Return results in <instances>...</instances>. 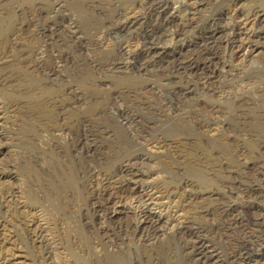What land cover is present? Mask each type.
Segmentation results:
<instances>
[{"label": "rangeland", "instance_id": "1", "mask_svg": "<svg viewBox=\"0 0 264 264\" xmlns=\"http://www.w3.org/2000/svg\"><path fill=\"white\" fill-rule=\"evenodd\" d=\"M261 18L264 0H0V264H264ZM147 203L157 237L110 219Z\"/></svg>", "mask_w": 264, "mask_h": 264}, {"label": "bare ground", "instance_id": "2", "mask_svg": "<svg viewBox=\"0 0 264 264\" xmlns=\"http://www.w3.org/2000/svg\"><path fill=\"white\" fill-rule=\"evenodd\" d=\"M155 1V0H154ZM166 2V1H165ZM164 2V3H165ZM168 2V1H167ZM203 3V2H202ZM150 5H152V4H150ZM165 5V4H164ZM161 6V5H160ZM151 7V6H150ZM164 8V7H163ZM163 8H162V10H163ZM157 10V9H156ZM166 10V9H165ZM160 12H161V10H160ZM165 12V11H164ZM157 13H159V11L157 12ZM188 15V14H187ZM257 17V16H256ZM262 19V18H261ZM262 21L264 22V19H262ZM260 22V21H259ZM261 24V23H260ZM263 24V23H262ZM262 27H263V25H262ZM261 27V28H262ZM260 28V29H261ZM175 30V29H174ZM220 30V29H219ZM257 30V29H256ZM263 30V29H262ZM261 30V31H262ZM182 31H184V30H181V32ZM217 31H218V29H217ZM223 31V30H222ZM179 32H180V30H179ZM180 32V33H181ZM215 32V31H214ZM213 32V33H214ZM238 32V31H237ZM258 32V31H257ZM257 32H256V34H257ZM177 33H178V30H177ZM183 33V32H182ZM224 33L225 32H223V35H224ZM252 33V32H251ZM212 34V33H211ZM227 34V33H226ZM233 34V33H232ZM235 34V33H234ZM255 34V33H254ZM255 34V35H256ZM228 36H229V33L227 34ZM231 35V34H230ZM240 35V34H239ZM173 36V35H172ZM247 36V35H246ZM260 36H261V34H260ZM211 37H213L214 38V36H211ZM243 37V36H242ZM179 38V37H178ZM220 38V37H219ZM218 38V39H219ZM223 38V37H222ZM225 38V37H224ZM239 37H237V39H238ZM256 38V37H255ZM259 38V37H258ZM154 39V38H153ZM217 39V38H216ZM236 39V40H237ZM213 40V39H212ZM232 40H233V38H232ZM231 40V41H232ZM252 40V39H251ZM218 41H220V40H218ZM229 41V40H228ZM249 41V40H248ZM255 41H257V40H255ZM213 42V41H212ZM217 42V41H216ZM233 42H234V40H233ZM253 42V41H252ZM215 43V42H214ZM218 43V42H217ZM216 43V44H217ZM228 43L229 42H227V45H228ZM223 44V43H222ZM237 45V44H236ZM240 45V44H239ZM248 45V44H247ZM250 45V44H249ZM253 44H251V46H252ZM231 46V45H230ZM243 46H245V45H243ZM242 46V47H243ZM257 46V45H256ZM157 47V46H156ZM183 47V46H182ZM238 47L239 46H237V50H238ZM149 48V47H148ZM158 48V47H157ZM225 48H226V46H225ZM232 48V47H231ZM241 48V47H240ZM248 49H249V46L247 47ZM246 48V49H247ZM145 49V48H144ZM152 49V48H151ZM150 49V50H151ZM247 49V50H248ZM254 49V48H253ZM153 50V49H152ZM180 50V49H179ZM184 49H182V51H183ZM228 50V49H227ZM230 50V49H229ZM234 50V49H233ZM232 50V51H233ZM244 50V49H243ZM141 51V50H140ZM146 51V50H145ZM249 51V50H248ZM151 52V51H150ZM156 52V51H155ZM154 52V53H155ZM162 52V51H161ZM166 52H168V51H166ZM251 52V51H250ZM181 53V52H180ZM179 53V54H180ZM184 53V52H183ZM239 53H241V52H239ZM243 53V52H242ZM156 54V53H155ZM246 55H247V51H246V53H245ZM235 56V55H234ZM244 56V55H243ZM175 59H176V57H175ZM177 59H178V57H177ZM133 61V60H132ZM176 61V60H175ZM180 62V61H179ZM134 64V63H133ZM178 64V63H177ZM182 66V65H181ZM188 66V65H187ZM192 66V65H191ZM195 66V65H194ZM198 68V67H197ZM196 68V69H197ZM209 76V75H208ZM201 80V79H200ZM207 80V79H206ZM205 80V81H206ZM168 107V106H167ZM131 118V117H130ZM127 120V119H126ZM131 121V120H130ZM133 122V121H132ZM136 130H138L137 128H136ZM141 131V130H140ZM138 134H139V132L138 131H136ZM143 134V133H142ZM142 134H141V136H142ZM140 136V135H139ZM85 140V139H84ZM83 140V141H84ZM88 142V141H87ZM81 144H82V142H81ZM85 144H86V142H85ZM87 145V144H86ZM85 145V146H86ZM82 147V146H81ZM89 148V147H88ZM81 149V148H80ZM86 153H88V152H86ZM85 154V153H84ZM91 163V162H90ZM143 162L141 161H134L130 166H129V168H126L125 170H124V172H125V174H124V179H121V181H119V183H118V186H119V188H120V190H123V191H125L126 193H131V194H133V192L130 190V185H131V182H136V180H134V179H138V177L140 176V173H141V164H142ZM127 167V166H126ZM125 168V167H124ZM123 170V169H122ZM142 174V173H141ZM127 177H129V178H127ZM121 178V177H120ZM69 180V179H68ZM68 182V181H67ZM91 185V184H90ZM73 186V185H72ZM132 186V185H131ZM118 188V187H117ZM123 191H121V193L123 192ZM134 191V190H133ZM124 192V193H125ZM252 192V191H251ZM99 195V194H98ZM127 195V194H126ZM250 195L251 194H249V197H250ZM140 198V197H139ZM131 199V198H130ZM151 200V199H150ZM153 200H154V198H153ZM97 201H98V199H97ZM147 201V200H146ZM99 202V201H98ZM145 202V201H144ZM148 202V201H147ZM247 202V201H246ZM252 202V201H251ZM254 202H252L251 204H253ZM152 204H154V203H147L146 204V207L145 208H143V209H141V210H139L138 209V211L137 210H134V208H133V210L131 209V207L129 208H125V207H123V206H120L119 208H116V210L114 211V213L111 215V217H110V219L112 220V222H114V220H117L118 218L120 219V217L119 216H121V215H123V216H127V222H126V224L124 225V226H126V228L128 229L132 224V222H133V224H134V221H136V224H135V227L133 228V229H135V231H139V232H141V233H145V234H147V236L148 237H152V236H156L157 237V235L160 233V232H163V231H166L167 230V228H166V226L165 225H163L162 224V222H165L164 220V218H163V214L161 213H159V214H157V213H154L153 212V209H152V207H151V205ZM244 204V203H243ZM250 204V205H251ZM105 205V204H104ZM242 205V204H241ZM248 205V204H247ZM257 205V204H256ZM143 206V205H142ZM254 206V205H253ZM105 207V206H104ZM134 207H136V206H134ZM109 208H111V207H109ZM108 208V209H109ZM140 208V207H139ZM235 208H236V206H235ZM249 208V207H248ZM247 208V209H248ZM255 208H256V206H255ZM238 209V208H237ZM243 209V208H242ZM251 209V208H250ZM262 209V208H261ZM261 209H259V210H261ZM96 212H101L102 211V203H101V201H100V203H96V205H95V209H94ZM104 210V209H103ZM258 210V209H257ZM257 210H254V211H257ZM258 210V211H259ZM112 211V210H111ZM104 212V211H103ZM243 212V211H242ZM241 212V213H242ZM105 213H106V211H105ZM240 213V214H241ZM264 213V212H263ZM118 214H120L119 216H118ZM103 215H105V214H103ZM177 215V214H176ZM242 215V214H241ZM257 215H259V212H258V214ZM264 215V214H263ZM168 216V215H167ZM262 216V215H261ZM178 217V216H177ZM174 218H176V217H174ZM227 218V217H226ZM252 218V217H251ZM264 218V217H263ZM118 219V220H119ZM177 219V218H176ZM259 219H260V217H259ZM259 219H258V221H259ZM172 220V219H171ZM249 220V219H248ZM254 220H256V219H254ZM174 222L173 223H175V219L173 220ZM247 221V220H246ZM171 222V221H170ZM179 222V224H177V232H180L181 234H183V235H190L191 233H190V231H189V227H188V225L187 224H185V223H183L182 221L180 222V221H178ZM264 222V221H263ZM116 223V222H115ZM169 223V222H168ZM183 223V224H182ZM239 223V222H238ZM245 223V222H244ZM243 223V224H244ZM251 223V222H250ZM191 225V224H190ZM239 225V224H238ZM250 225V224H249ZM121 226H123V225H121ZM173 226H174V224H173ZM179 226V227H178ZM240 226H242V224L240 225ZM197 227V226H196ZM246 227V226H245ZM255 227V226H254ZM122 228V227H121ZM176 227L174 226V229H175ZM257 228V227H256ZM171 229H173V227L171 228ZM246 229V228H245ZM130 230V229H129ZM248 230V229H247ZM246 230V231H247ZM250 231V230H249ZM256 231V230H255ZM176 232V233H177ZM260 232V231H259ZM169 233V232H168ZM172 233H174V232H172ZM251 233H252V230H251ZM179 234V233H178ZM180 234V236L182 237L183 235H181ZM161 235H162V233H161ZM256 235V234H255ZM256 236H258V235H256ZM175 237V236H174ZM186 237V236H185ZM190 237H192V236H190ZM253 237V236H252ZM255 237V236H254ZM183 238H184V236H183ZM189 237L187 236V239H188ZM259 238V237H258ZM181 239V238H180ZM186 239V238H185ZM184 239V240H185ZM250 240V239H249ZM258 240V239H257ZM260 240V239H259ZM186 241V240H185ZM188 241V240H187ZM186 241V242H187ZM194 241V240H193ZM252 241V240H251ZM189 242V241H188ZM191 242V241H190ZM196 242V241H195ZM257 242V241H256ZM259 242V241H258ZM197 243V242H196ZM196 243H195V245H196ZM201 243V242H200ZM179 244V243H178ZM204 244V243H203ZM194 245V244H193ZM205 245V244H204ZM204 245H203V247H204ZM183 247V246H182ZM203 247H199L197 250H196V253H197V255L200 257V259H203V258H207V259H209V261L210 260H212L213 258L214 259H221L220 258V256H218L217 254L215 255V254H213V253H208V252H205V249L203 248ZM193 248V251H194V246L192 247ZM192 250V249H191ZM248 252H250L249 251V249L247 250ZM243 252H244V250H243ZM193 254V253H192ZM247 255H250L249 253H247ZM246 255V256H247ZM245 256V257H246ZM194 257V256H193ZM198 257V258H199ZM244 257V256H243ZM120 258V257H119ZM197 258V259H198ZM194 259V258H193ZM196 259V258H195ZM244 259V258H243ZM79 261H81L80 259H79ZM85 261V260H84ZM208 261V262H209ZM195 262H197L196 260H195ZM87 263V262H86ZM86 263H84V264H86ZM126 263V262H125ZM194 264H196V263H194ZM198 264V263H197ZM214 264V263H213Z\"/></svg>", "mask_w": 264, "mask_h": 264}]
</instances>
